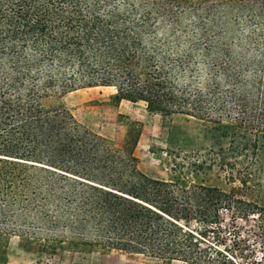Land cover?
<instances>
[{
	"label": "trees",
	"instance_id": "trees-1",
	"mask_svg": "<svg viewBox=\"0 0 264 264\" xmlns=\"http://www.w3.org/2000/svg\"><path fill=\"white\" fill-rule=\"evenodd\" d=\"M259 5L264 15V0ZM132 9L114 0H0V245L16 237L41 249L100 248L161 264H264V201L246 198L257 185L240 179L237 188H180L150 180L133 155L138 127L115 148L59 103L101 87L115 90L117 104L143 102L162 117L226 116L222 101L210 109L203 95L176 83L190 74L170 54L174 42L157 38L158 31L178 33L172 9L162 1L141 19ZM257 97L264 108V91ZM214 124L205 133L225 128ZM222 210L232 224L251 219L256 227L259 251L247 246L242 263L201 247ZM187 216L196 231L182 224Z\"/></svg>",
	"mask_w": 264,
	"mask_h": 264
},
{
	"label": "rangeland",
	"instance_id": "rangeland-1",
	"mask_svg": "<svg viewBox=\"0 0 264 264\" xmlns=\"http://www.w3.org/2000/svg\"><path fill=\"white\" fill-rule=\"evenodd\" d=\"M162 1L172 9L178 33L168 38L158 31L157 38L174 42L169 44V52L184 63L183 69L190 74L176 83L203 95L210 109L216 101H222L226 116L217 119L211 114L205 122L183 115L162 117L148 113L143 102L123 100L117 104L113 99L115 90L101 87L67 93L59 103L78 123L115 148L122 147L127 130L138 127L133 155L139 172L150 180L175 183L180 188L194 185L229 189L240 187L238 181L242 179L257 185L246 198L262 203L264 108L257 97L258 91H264V15L260 13V0H180L178 5ZM162 1L114 0L117 6L133 7L134 19H141V11L150 13L147 9ZM147 18L156 20L151 15ZM216 121L225 128L219 133H205L204 128L217 126ZM238 135L249 138L240 141ZM218 215L220 224L202 234L208 240L202 248L227 251L238 263H242L239 253L245 254L247 246L258 253L251 234L256 227L251 219H237L232 224L228 212L222 210ZM182 224L193 231L198 229L190 216ZM0 262L161 264L142 255L100 248L41 249L16 237L2 241Z\"/></svg>",
	"mask_w": 264,
	"mask_h": 264
}]
</instances>
